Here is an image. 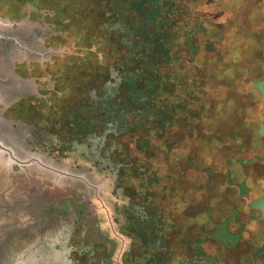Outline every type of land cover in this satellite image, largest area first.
<instances>
[{
	"label": "rangeland",
	"instance_id": "1",
	"mask_svg": "<svg viewBox=\"0 0 264 264\" xmlns=\"http://www.w3.org/2000/svg\"><path fill=\"white\" fill-rule=\"evenodd\" d=\"M28 1L0 0V264H210L216 252L234 264L247 254L233 247L243 215L210 230L238 209L220 192L237 177L224 162L250 163L241 72L263 42L264 0H170L183 9L165 14L166 57L146 67L165 90L149 103L171 112L118 114L120 126L101 121L102 103L124 91L140 16L113 11L115 0Z\"/></svg>",
	"mask_w": 264,
	"mask_h": 264
},
{
	"label": "flooded vegetation",
	"instance_id": "2",
	"mask_svg": "<svg viewBox=\"0 0 264 264\" xmlns=\"http://www.w3.org/2000/svg\"><path fill=\"white\" fill-rule=\"evenodd\" d=\"M258 37L259 35L255 33L249 38L254 42ZM258 49L257 56L253 58V61L246 63L245 68L241 72L244 82L250 85L248 94L250 95V101L253 103L245 107V114L240 117V123L245 120V127L242 124L238 125H242L243 127H240L247 131L249 144L252 145L251 147H253V150L251 154L247 156L245 155L247 153L242 154L243 150L240 148L242 144H240L239 148L241 150L240 156L242 160L246 162L250 161V163L242 169V167L238 165L234 167L233 164L226 165L224 162L228 171H231V173L237 177L234 178V184H232V186L226 187L220 191L224 192L225 189H228V194L225 195V197L228 196V201H230L229 197L237 200V202H239L238 209H233L227 215L221 217L219 221H214L210 230V232L217 230L218 225L228 216L232 215L230 217L231 220H228L226 225H232L235 223L238 213L243 215V221L237 224V228L242 224L244 239L237 241L233 247L240 243H244L248 247L249 252L247 254L237 255L234 264L235 262H239V264H264V38L261 45L258 46ZM252 76H256L257 78H253ZM255 105H258V109ZM248 111L260 114L261 118L259 117L254 121L248 120L246 115ZM225 170L221 174V181L225 179ZM224 205L220 206V208H223V213L226 211L224 210ZM254 252H256V254L252 257ZM221 254H223V252H221ZM208 257L211 263H221L219 252H216L213 256H207L206 258L208 259ZM202 258L203 257L200 259ZM198 259L199 258H197V260ZM223 264H226V262Z\"/></svg>",
	"mask_w": 264,
	"mask_h": 264
},
{
	"label": "trees",
	"instance_id": "3",
	"mask_svg": "<svg viewBox=\"0 0 264 264\" xmlns=\"http://www.w3.org/2000/svg\"><path fill=\"white\" fill-rule=\"evenodd\" d=\"M6 2L7 0H1ZM115 0L114 4L116 7L113 11H131L134 14H137L139 17L138 21H134L132 23V35L135 37H139L138 44L135 45L133 42H129L130 50L134 53L135 59L131 62L133 63L132 71L128 78L125 77L119 81L117 84L118 87L124 88L123 90L118 89L115 91V96L111 98L108 97L105 101H103V119L101 120L106 125L108 123H113L114 125L121 124V121L115 118L116 115H124L126 114V120L130 118V116L137 113L141 116L143 113H147V119L149 121L159 119H168V114L171 112V109L166 105H159L158 107H154L149 103V93L151 91H158V93H164V85L161 81H157L156 73L152 72L155 67L148 72L146 64L147 61L152 60L153 63H158V59L166 57V48L164 39L167 38L168 34H170L169 26H173V22L167 20L165 14H171L174 16L179 11H181L182 5L173 4L170 0ZM33 5V0L28 1ZM158 2V4H157ZM3 4V3H1ZM164 8V20H166L163 24L160 22V17L156 13L158 7ZM175 6V8H174ZM181 6V8H180ZM173 10L176 13H173ZM6 14L7 17H18V14ZM120 25L125 26L124 20H120ZM160 23V24H159ZM166 26V28H164ZM126 27V26H125ZM171 28V27H170ZM163 29L166 30V33L163 32ZM137 35V36H136ZM187 35V34H186ZM188 37V36H187ZM189 44V42H188ZM188 50H189V45ZM144 46H147L146 52L144 51ZM118 49H121L118 47ZM117 50V49H115ZM113 50V51H115ZM190 51V50H189ZM163 55V56H162ZM174 57V56H172ZM141 73L142 76L138 75ZM155 74V75H154ZM148 80V82L153 83V88L146 90L142 89L141 82L143 80ZM117 88V87H116ZM161 116L158 118V116ZM72 125V124H71Z\"/></svg>",
	"mask_w": 264,
	"mask_h": 264
},
{
	"label": "crops",
	"instance_id": "4",
	"mask_svg": "<svg viewBox=\"0 0 264 264\" xmlns=\"http://www.w3.org/2000/svg\"><path fill=\"white\" fill-rule=\"evenodd\" d=\"M0 108H2V106L0 105ZM0 115H3L2 113H0Z\"/></svg>",
	"mask_w": 264,
	"mask_h": 264
},
{
	"label": "water",
	"instance_id": "5",
	"mask_svg": "<svg viewBox=\"0 0 264 264\" xmlns=\"http://www.w3.org/2000/svg\"><path fill=\"white\" fill-rule=\"evenodd\" d=\"M264 98V97H263Z\"/></svg>",
	"mask_w": 264,
	"mask_h": 264
}]
</instances>
